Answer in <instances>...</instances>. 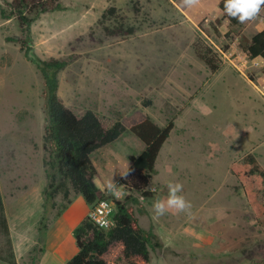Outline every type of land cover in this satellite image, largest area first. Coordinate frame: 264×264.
<instances>
[{
  "label": "rangeland",
  "instance_id": "1",
  "mask_svg": "<svg viewBox=\"0 0 264 264\" xmlns=\"http://www.w3.org/2000/svg\"><path fill=\"white\" fill-rule=\"evenodd\" d=\"M12 1L0 0V264H66L78 252L69 229L92 208L72 189L62 214L72 222L56 218L67 204L62 194L56 208L45 206L46 87L37 63L51 59L67 62L58 78L69 109L79 117L93 111L107 129L117 122L127 127L93 154L95 182L161 245L145 262L126 258L115 244L103 256L108 264H264V224L231 171L248 154L264 167V58L247 50L264 30V10L241 24L223 12V0H201L193 9L182 0H60L59 10L31 13L27 57L18 19L2 16L12 12ZM131 27L130 35L108 32ZM136 127L152 139L169 130L143 190L133 187L131 175L124 177L146 149L132 132ZM169 182L183 185L191 216L154 217L152 205L167 197Z\"/></svg>",
  "mask_w": 264,
  "mask_h": 264
},
{
  "label": "trees",
  "instance_id": "2",
  "mask_svg": "<svg viewBox=\"0 0 264 264\" xmlns=\"http://www.w3.org/2000/svg\"><path fill=\"white\" fill-rule=\"evenodd\" d=\"M60 0H13L11 13L2 11L5 19L15 16L19 25L27 35L25 54L31 52V25L35 16L41 12L61 9ZM223 7V3H222ZM111 9L108 12H112ZM107 12V13H108ZM105 16V14L103 15ZM237 22V19L232 18ZM110 34L122 33L130 35L134 28L124 30L117 28L108 29ZM13 41V38H10ZM28 48V49H27ZM251 58H264V30L255 34L247 48ZM38 69L44 79L46 87V121L47 126L44 135V150L47 157L44 160L48 184L44 189L45 206L56 208V198L62 194L67 204L58 212L56 218L71 204V189L75 194L83 197L85 202L92 207L104 198V191L96 184L95 179L98 170L93 162L92 155L99 149L115 142L127 131L122 122H117L107 129L98 116L91 110L82 116L76 115L69 109L59 96V73L66 68L67 62L59 59L38 61ZM264 73V68L263 71ZM140 127L132 129L146 144V149L132 159V164L125 176L131 175L133 187L143 190L149 185L151 174L154 172V163L157 155L169 136V130L157 132L152 139L148 134L140 131ZM151 136V135H150ZM231 171L239 180L249 205L254 210L258 221L264 224V204L259 202V195L264 191V167L254 154L246 155L242 161L233 164ZM0 213H4V204L0 192ZM5 232L9 233L6 219L3 217ZM114 226L111 229H103L96 226L90 218L84 219L74 230L73 236L78 252L66 264H108L103 256L108 253L115 244H122L126 258L140 257L145 262L150 261L151 249L159 247L153 230H145L138 226L129 208L120 201L115 203ZM48 219L46 216L40 222V253H44ZM44 237H43V236ZM14 258V254L11 255ZM35 264V263H34Z\"/></svg>",
  "mask_w": 264,
  "mask_h": 264
},
{
  "label": "clouds",
  "instance_id": "3",
  "mask_svg": "<svg viewBox=\"0 0 264 264\" xmlns=\"http://www.w3.org/2000/svg\"><path fill=\"white\" fill-rule=\"evenodd\" d=\"M182 3L187 9H193L201 5V0H182ZM262 10H264V0H223V12L228 17L237 19L241 24L256 20ZM108 189L117 199H121L124 195L114 183H110ZM167 189V197L156 200L152 205L154 217L158 218L168 212L191 216L192 204L181 194L183 185L179 182H169ZM148 190L155 191L154 188Z\"/></svg>",
  "mask_w": 264,
  "mask_h": 264
},
{
  "label": "built area",
  "instance_id": "4",
  "mask_svg": "<svg viewBox=\"0 0 264 264\" xmlns=\"http://www.w3.org/2000/svg\"><path fill=\"white\" fill-rule=\"evenodd\" d=\"M114 211L115 203L109 199H102L91 208L89 218L99 228L111 229L114 226Z\"/></svg>",
  "mask_w": 264,
  "mask_h": 264
},
{
  "label": "crops",
  "instance_id": "5",
  "mask_svg": "<svg viewBox=\"0 0 264 264\" xmlns=\"http://www.w3.org/2000/svg\"><path fill=\"white\" fill-rule=\"evenodd\" d=\"M92 159H93V155H92ZM78 196H80V195H78ZM81 197H82V196H81ZM82 198H83V197H82ZM84 202H85V200L83 201V204L85 205L86 202H85V203H84ZM61 218H62L61 220H64V222H68V221L72 222V221H73V220H72L73 217L70 218V217L68 216V214H66L65 216H62ZM80 218H81V216H80ZM79 221H80V220H79ZM77 225H78V224H77ZM77 225H76V226H77ZM73 226H75V223H74ZM76 226H75V227H76ZM75 227H74V228H71V229H69V230H74ZM64 228H66V226L63 227V228L61 229V231H62L63 233L66 232ZM48 238H49V237H48Z\"/></svg>",
  "mask_w": 264,
  "mask_h": 264
}]
</instances>
